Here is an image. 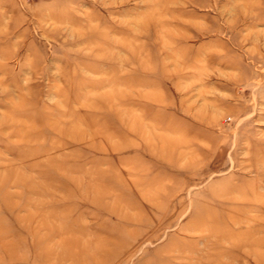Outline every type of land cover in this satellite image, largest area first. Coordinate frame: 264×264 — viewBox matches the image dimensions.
Masks as SVG:
<instances>
[{"label":"rangeland","instance_id":"374dc122","mask_svg":"<svg viewBox=\"0 0 264 264\" xmlns=\"http://www.w3.org/2000/svg\"><path fill=\"white\" fill-rule=\"evenodd\" d=\"M0 264H264V0H0Z\"/></svg>","mask_w":264,"mask_h":264}]
</instances>
